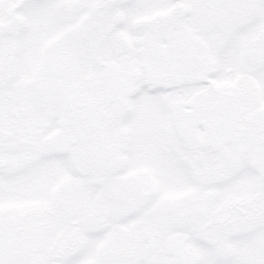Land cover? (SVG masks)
<instances>
[{
  "label": "snow or ice",
  "instance_id": "6c2138e0",
  "mask_svg": "<svg viewBox=\"0 0 264 264\" xmlns=\"http://www.w3.org/2000/svg\"><path fill=\"white\" fill-rule=\"evenodd\" d=\"M0 264H264V0H0Z\"/></svg>",
  "mask_w": 264,
  "mask_h": 264
}]
</instances>
